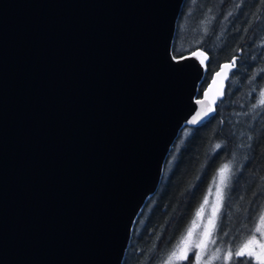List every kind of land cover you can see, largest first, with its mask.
I'll list each match as a JSON object with an SVG mask.
<instances>
[{"label":"water","instance_id":"water-1","mask_svg":"<svg viewBox=\"0 0 264 264\" xmlns=\"http://www.w3.org/2000/svg\"><path fill=\"white\" fill-rule=\"evenodd\" d=\"M184 2L0 0V264H123L174 142L237 68L200 93L209 52L173 51Z\"/></svg>","mask_w":264,"mask_h":264},{"label":"trees","instance_id":"trees-1","mask_svg":"<svg viewBox=\"0 0 264 264\" xmlns=\"http://www.w3.org/2000/svg\"><path fill=\"white\" fill-rule=\"evenodd\" d=\"M190 1L184 2L173 51L180 56L201 46L209 52L200 93L221 62L238 57L237 68L216 114L185 127L174 142L159 188L136 221L123 264H163L224 164L231 172L214 238L223 252L233 249V264L245 259L235 257V249L253 236L264 212V0H200L194 31L187 33L181 24ZM190 39L197 43L185 48ZM193 261L190 256L181 264Z\"/></svg>","mask_w":264,"mask_h":264},{"label":"rangeland","instance_id":"rangeland-1","mask_svg":"<svg viewBox=\"0 0 264 264\" xmlns=\"http://www.w3.org/2000/svg\"><path fill=\"white\" fill-rule=\"evenodd\" d=\"M199 5H200V0H191L190 1L189 7L187 8L186 15L184 16V18L182 20V24H181V29L184 32L188 33V32L194 31L193 23L198 18L197 15H198V8H199L198 6ZM197 39L200 40L201 38L198 37V35H197ZM194 43H197V40H195V41H191V39L186 40L184 42L183 46L185 48H193L195 46ZM263 99H264V95H263ZM220 169H219V171H220ZM219 171L217 172L213 182L211 183L209 190L207 191V194H206L204 200L202 201L200 208L196 212L188 230L186 231L184 236L180 239V241L182 239H185V237H187L188 231L189 230L192 231L193 235L190 238H188V240L186 241V245H185V246L189 247L187 259L180 261L179 264H181L184 261H187L190 256H193V260H194L193 264H197L196 255L198 253H200L202 255V260L200 261V264H204V262L207 261L212 256V254L216 252V249H218V248L220 249L219 255H220L221 259L213 260L212 264H233L234 263L233 258L231 260H225L224 259L226 252H223V248L219 244L216 245V242H215V244L211 243V240H215V238H214L215 231H216L219 216H220V213L222 210V205H223V201H224L226 187L228 186L229 179H230V173H229L228 174L229 179L227 181V186L226 187L221 186L219 183ZM218 190H222V193H223L222 197H218V195H217ZM205 200H207V204L204 203ZM201 208H203V212H200ZM214 208L217 209V216L215 218L216 227L214 230H212L211 238H208L209 239L208 247L203 252H201L200 249H197L194 246L197 243H199L201 240L206 239V237L204 236V232L206 229H210L208 222L211 218H213ZM198 213H199V215H198ZM263 214H264V212H263ZM257 227L260 228V231L259 232L255 231L253 235H255L257 241H259L260 243H264V240L261 239V236L264 235V224H261L260 220L257 224ZM179 242H178V244H179ZM177 245L174 247L173 250L176 249ZM166 260H167V258H166ZM164 262H163V264H164ZM240 264H255V262L251 258L245 257V259L242 260L240 262Z\"/></svg>","mask_w":264,"mask_h":264},{"label":"snow or ice","instance_id":"snow-or-ice-1","mask_svg":"<svg viewBox=\"0 0 264 264\" xmlns=\"http://www.w3.org/2000/svg\"><path fill=\"white\" fill-rule=\"evenodd\" d=\"M191 56L193 57H200V56H205V54L201 51V52H193L191 54ZM190 57H181V59H188ZM207 57L205 56V59ZM201 64H204V60L200 61ZM235 65V59L232 61V63L230 64H224L223 67L221 68L220 72L216 73L217 77H223V78H227L228 76V70H230L233 66ZM215 83V81H214ZM207 95V94H205ZM264 95V94H262ZM197 103H203L202 101H197ZM260 103L262 105H264V99H261ZM208 111H211V109L205 110L202 108V112L204 113V115L208 114ZM200 113L197 114V116H199ZM191 123H196L197 120L196 118H193L192 121H190ZM217 148H220L221 145L217 144L216 145ZM231 172V168L229 164H224L223 167L220 169L219 171V183L221 186L226 187L227 186V181L229 179V173ZM218 197H222L223 193L222 190H218L217 192ZM205 204H207V200L204 201ZM200 212H203V208L200 209ZM199 215V213H198ZM217 216V209L214 208L213 210V218H211L209 220V226L210 229H206L204 232V236L206 237V239L201 240L199 243H197L194 247L197 249H200L201 252H203L207 247H208V242L209 239L212 236V230L215 229L216 225H215V218ZM260 223L264 224V214L261 215L260 217ZM256 232L260 231V228L257 227L255 229ZM193 235L192 231L189 230L187 233V237H185V239H182L179 244L177 245L176 249L173 250L170 255H168L167 260L164 262V264H179L180 261L186 260L187 259V255H188V251H189V247L185 246L186 245V241L188 240V238H190ZM261 239L264 240V235L261 236ZM211 243L215 244V240H211ZM220 249H216V252L212 254V256L204 262V264H212L213 260H219L221 259L220 255H219ZM242 256H246L251 258L255 264H264V243H260L259 241L256 240L255 235H253L250 239H248L247 241L243 242L241 245H239L236 249H235V257H242ZM233 258V249L231 247L228 248L226 255L224 257L225 260H231ZM202 260V255L200 253H198L196 255V261L197 264H200V261Z\"/></svg>","mask_w":264,"mask_h":264}]
</instances>
